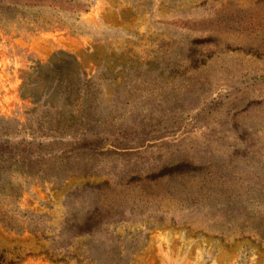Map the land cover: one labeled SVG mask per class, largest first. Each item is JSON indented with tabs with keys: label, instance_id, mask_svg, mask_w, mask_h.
<instances>
[{
	"label": "rangeland",
	"instance_id": "obj_1",
	"mask_svg": "<svg viewBox=\"0 0 264 264\" xmlns=\"http://www.w3.org/2000/svg\"><path fill=\"white\" fill-rule=\"evenodd\" d=\"M0 1L18 5L0 14V118L64 107L67 62L72 109L94 77L136 147L23 179L0 264H264V0Z\"/></svg>",
	"mask_w": 264,
	"mask_h": 264
},
{
	"label": "trees",
	"instance_id": "obj_2",
	"mask_svg": "<svg viewBox=\"0 0 264 264\" xmlns=\"http://www.w3.org/2000/svg\"><path fill=\"white\" fill-rule=\"evenodd\" d=\"M16 7L0 1V14H12ZM69 64L57 68L55 76L59 97L63 93L66 96L62 97L64 107L46 101L51 106L35 107L24 123L0 118V223L10 230L23 229L19 218L23 179L70 177L72 159L84 161L136 148L131 147L134 141L116 137L126 135L123 126H108L99 110L102 91L94 77L83 79L80 105L72 109V85L66 82L71 72ZM183 166H164L161 174H175Z\"/></svg>",
	"mask_w": 264,
	"mask_h": 264
}]
</instances>
